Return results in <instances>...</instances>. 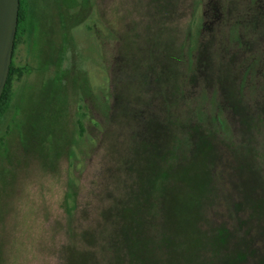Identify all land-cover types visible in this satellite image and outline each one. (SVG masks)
<instances>
[{"label":"rangeland","instance_id":"374dc122","mask_svg":"<svg viewBox=\"0 0 264 264\" xmlns=\"http://www.w3.org/2000/svg\"><path fill=\"white\" fill-rule=\"evenodd\" d=\"M46 1L0 120V264H69L87 230L104 264L105 220L139 199L164 221L208 154V219L240 227L264 199V0Z\"/></svg>","mask_w":264,"mask_h":264},{"label":"trees","instance_id":"16d2710c","mask_svg":"<svg viewBox=\"0 0 264 264\" xmlns=\"http://www.w3.org/2000/svg\"><path fill=\"white\" fill-rule=\"evenodd\" d=\"M25 3L26 0H20L14 53L22 37L27 34L28 11ZM25 70L26 67L17 66L12 61L0 98V120L13 99L12 79ZM206 149L210 150L209 145ZM208 156L203 155L200 164L189 166L177 178L176 183L183 188L177 191L172 189L165 197L166 209L162 210L164 221L154 210L147 217L139 205V199L122 207L121 213L116 215L117 222L105 220L104 229L112 241L102 246L110 256L104 264H125V260L121 263L125 252L130 256L129 264H264V199L246 201L251 211L240 227L210 222L206 213L210 198L206 197L212 194L213 186ZM160 219V224L155 223ZM116 237H122L124 243H116ZM83 238L86 241L93 239V245L85 250L75 246L69 256V264H100L95 233L84 231ZM140 253L141 257L138 256Z\"/></svg>","mask_w":264,"mask_h":264},{"label":"water","instance_id":"95a60500","mask_svg":"<svg viewBox=\"0 0 264 264\" xmlns=\"http://www.w3.org/2000/svg\"><path fill=\"white\" fill-rule=\"evenodd\" d=\"M20 0H0V98L13 61Z\"/></svg>","mask_w":264,"mask_h":264},{"label":"flooded vegetation","instance_id":"af4514ba","mask_svg":"<svg viewBox=\"0 0 264 264\" xmlns=\"http://www.w3.org/2000/svg\"><path fill=\"white\" fill-rule=\"evenodd\" d=\"M26 1H27V3H25L24 5H27L26 6L27 7L26 9H27L28 12H27V16H26L27 19H26V28H25V30L28 29V26H29V17H30V9H29L30 8V2H29V0H26ZM48 2L49 1L47 0L46 1V4L44 5V7H46V9H48V8H50L52 6L51 3L48 5ZM56 5H57V1H56ZM50 16H52V15L45 10L43 13H41V15L39 17V23L42 24L43 26H45V24H46L45 22H48L49 21V17ZM24 37L25 36H23L21 40H23Z\"/></svg>","mask_w":264,"mask_h":264}]
</instances>
